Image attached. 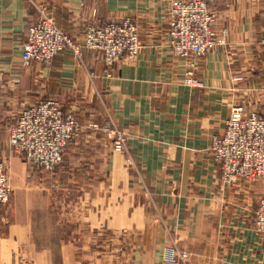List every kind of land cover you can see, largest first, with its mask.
<instances>
[{"label": "crops", "instance_id": "crops-1", "mask_svg": "<svg viewBox=\"0 0 264 264\" xmlns=\"http://www.w3.org/2000/svg\"><path fill=\"white\" fill-rule=\"evenodd\" d=\"M207 2L227 42L180 57L166 0H0V156L14 190L0 210V264H264V180L223 184L211 152L233 104L264 116V0ZM43 4L74 42L89 24L131 18L138 55L107 66L99 51L65 48L23 65ZM191 66L201 86L183 83ZM43 99L82 126L52 175L55 197L8 142L17 113ZM105 120L126 132L123 152L88 126Z\"/></svg>", "mask_w": 264, "mask_h": 264}, {"label": "built area", "instance_id": "built-area-1", "mask_svg": "<svg viewBox=\"0 0 264 264\" xmlns=\"http://www.w3.org/2000/svg\"><path fill=\"white\" fill-rule=\"evenodd\" d=\"M168 3V41L175 55L202 57L208 51L227 42L228 30L215 27V15L207 0H166ZM264 47V34L259 39ZM102 53L105 65L110 66L125 56L135 58L141 48L138 27L131 18L89 24L80 42L61 30L44 4L36 20L29 26L22 46L21 62L49 64L65 48L76 56L83 48ZM264 62V60H263ZM183 83L201 86L194 67L186 70ZM89 128L106 132L116 151L126 149V132L108 120L101 124L88 123ZM82 126L74 111L64 110L54 99L39 100L23 109L8 129V142L24 161L38 169L44 179L53 177L64 153ZM213 160L221 172L223 184L239 181L264 180V116L247 111L244 104H233L224 129L212 136ZM60 189V185L57 183ZM12 185L6 163L0 159V210L9 201ZM255 229L264 234V196L255 216ZM182 257H185L184 254ZM170 264H177L169 257Z\"/></svg>", "mask_w": 264, "mask_h": 264}, {"label": "rangeland", "instance_id": "rangeland-1", "mask_svg": "<svg viewBox=\"0 0 264 264\" xmlns=\"http://www.w3.org/2000/svg\"><path fill=\"white\" fill-rule=\"evenodd\" d=\"M208 5H209V3H208ZM215 20H216V18H215ZM221 29H222V28H220V30H221ZM195 74H196V73H195ZM184 75H185V74H184ZM196 77H197V76H196ZM197 79H198V77H197ZM239 79H241V78H240V77H237L235 80H239ZM198 80H199V79H198ZM98 131H100V130H98ZM101 132H103V131H101ZM103 133L108 137V134H107L106 132H103ZM122 152H123V151H122ZM0 159L3 160V161L6 163L7 172H8L9 162H8L7 158H6V157H3V156L1 155V156H0ZM27 167H28V170H30L29 165H28ZM8 175H9V178H10V173H9V172H8ZM42 177H43V176L40 174L39 179H42ZM28 179H29L30 181H32L33 183L36 181L35 176H30V177H28ZM10 181H11V179H10ZM45 181L49 182V184L47 185V187L49 188L48 190L50 191V195H51L52 197L57 196V192L59 191V188L57 187V183H58V182L55 181L53 177H51V178H49V179H45ZM11 183H12V182H11ZM58 184H59V183H58ZM11 185H12V184H11ZM33 185H34V184H33ZM13 193H14V190H12L11 197L14 195ZM183 254H184L185 257H182ZM187 256H188V254L185 253V252L181 254V257H182L183 260H186Z\"/></svg>", "mask_w": 264, "mask_h": 264}, {"label": "trees", "instance_id": "trees-1", "mask_svg": "<svg viewBox=\"0 0 264 264\" xmlns=\"http://www.w3.org/2000/svg\"><path fill=\"white\" fill-rule=\"evenodd\" d=\"M30 167V171L32 173V176H36V177H39L40 176V171L38 169H36L35 167L33 166H29Z\"/></svg>", "mask_w": 264, "mask_h": 264}]
</instances>
